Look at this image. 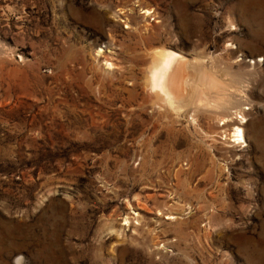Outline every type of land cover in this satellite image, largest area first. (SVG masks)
Here are the masks:
<instances>
[{
  "label": "rangeland",
  "instance_id": "rangeland-1",
  "mask_svg": "<svg viewBox=\"0 0 264 264\" xmlns=\"http://www.w3.org/2000/svg\"><path fill=\"white\" fill-rule=\"evenodd\" d=\"M160 50L243 119L163 103ZM0 264H264V0H0Z\"/></svg>",
  "mask_w": 264,
  "mask_h": 264
},
{
  "label": "bare ground",
  "instance_id": "bare-ground-1",
  "mask_svg": "<svg viewBox=\"0 0 264 264\" xmlns=\"http://www.w3.org/2000/svg\"><path fill=\"white\" fill-rule=\"evenodd\" d=\"M188 63V59L178 51H158L150 69L147 87L151 92H155L163 103L171 107L180 109L188 102L217 108L222 107L224 114L220 120L221 125H227L231 122L233 114L236 113L237 117L243 114L241 99L236 98L233 92L231 95L230 93H225L226 90L228 91L227 87L223 85V82L221 83L212 76L211 72L204 70V68L198 67L196 69L194 67L195 69L193 68L194 70L191 71V76L188 77ZM232 108L235 111L230 112ZM241 116L243 119V115ZM233 129V132L230 133L224 131L225 133L223 132L224 134H222L223 138H229L236 143L243 141L244 129H242L241 124L236 125Z\"/></svg>",
  "mask_w": 264,
  "mask_h": 264
}]
</instances>
